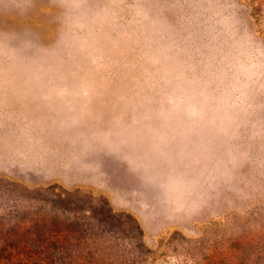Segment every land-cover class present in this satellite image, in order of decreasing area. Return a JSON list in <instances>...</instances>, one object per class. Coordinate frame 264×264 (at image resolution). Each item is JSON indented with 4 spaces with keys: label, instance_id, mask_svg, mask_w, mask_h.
<instances>
[{
    "label": "rangeland",
    "instance_id": "obj_1",
    "mask_svg": "<svg viewBox=\"0 0 264 264\" xmlns=\"http://www.w3.org/2000/svg\"><path fill=\"white\" fill-rule=\"evenodd\" d=\"M0 264H264V0H0Z\"/></svg>",
    "mask_w": 264,
    "mask_h": 264
},
{
    "label": "trees",
    "instance_id": "obj_2",
    "mask_svg": "<svg viewBox=\"0 0 264 264\" xmlns=\"http://www.w3.org/2000/svg\"><path fill=\"white\" fill-rule=\"evenodd\" d=\"M21 235V233L19 234ZM19 236H13V237H9L8 239H6V244L9 248L11 249H18L21 252H24L26 250H28L29 247L26 246L25 240H23V237L20 236V238H18ZM18 238V239H17ZM30 253V250H28L27 255Z\"/></svg>",
    "mask_w": 264,
    "mask_h": 264
}]
</instances>
